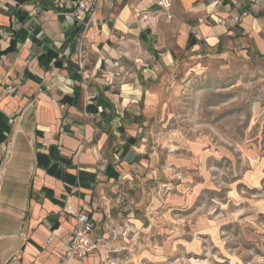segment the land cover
Masks as SVG:
<instances>
[{
    "label": "crops",
    "instance_id": "obj_1",
    "mask_svg": "<svg viewBox=\"0 0 264 264\" xmlns=\"http://www.w3.org/2000/svg\"><path fill=\"white\" fill-rule=\"evenodd\" d=\"M78 1L0 0V53L16 41L0 56V264H106L127 227L114 194L134 170L133 110L149 96L140 78L176 49L264 54V0H172L169 14L154 0H103L85 22L67 12ZM124 73L140 78L117 84ZM68 206L93 219L100 254L64 262L77 225Z\"/></svg>",
    "mask_w": 264,
    "mask_h": 264
},
{
    "label": "rangeland",
    "instance_id": "obj_2",
    "mask_svg": "<svg viewBox=\"0 0 264 264\" xmlns=\"http://www.w3.org/2000/svg\"><path fill=\"white\" fill-rule=\"evenodd\" d=\"M244 50L176 49L143 81L116 77L149 96L133 110L137 157L114 194L127 227L100 248L106 264H264V54Z\"/></svg>",
    "mask_w": 264,
    "mask_h": 264
},
{
    "label": "built area",
    "instance_id": "obj_3",
    "mask_svg": "<svg viewBox=\"0 0 264 264\" xmlns=\"http://www.w3.org/2000/svg\"><path fill=\"white\" fill-rule=\"evenodd\" d=\"M102 1L103 0H80L72 5V11L69 10L67 12L81 22H85L87 19L91 21L96 15ZM154 3L157 7L168 14L173 7L172 0H154ZM84 58L85 52L81 49L78 60L80 68H84ZM66 213L76 218L77 225L72 233L69 246L65 252L64 262L95 255L103 245L104 239L94 237L95 224L93 219L86 214L76 211L71 206L66 208ZM21 237H24V235H21Z\"/></svg>",
    "mask_w": 264,
    "mask_h": 264
},
{
    "label": "water",
    "instance_id": "obj_4",
    "mask_svg": "<svg viewBox=\"0 0 264 264\" xmlns=\"http://www.w3.org/2000/svg\"><path fill=\"white\" fill-rule=\"evenodd\" d=\"M136 157H137L136 154L133 151H131L126 156L125 161L129 164H133L136 160Z\"/></svg>",
    "mask_w": 264,
    "mask_h": 264
},
{
    "label": "trees",
    "instance_id": "obj_5",
    "mask_svg": "<svg viewBox=\"0 0 264 264\" xmlns=\"http://www.w3.org/2000/svg\"><path fill=\"white\" fill-rule=\"evenodd\" d=\"M15 45H16V41H13L11 47L9 49H7L6 51L1 52L0 56L6 55L10 52H13L15 50Z\"/></svg>",
    "mask_w": 264,
    "mask_h": 264
}]
</instances>
